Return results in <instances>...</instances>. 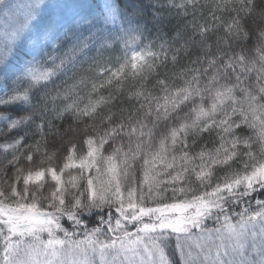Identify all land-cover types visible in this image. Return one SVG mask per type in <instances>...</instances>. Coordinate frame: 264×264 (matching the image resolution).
Here are the masks:
<instances>
[{"label":"snow or ice","instance_id":"6c2138e0","mask_svg":"<svg viewBox=\"0 0 264 264\" xmlns=\"http://www.w3.org/2000/svg\"><path fill=\"white\" fill-rule=\"evenodd\" d=\"M0 124V264H264V0H0Z\"/></svg>","mask_w":264,"mask_h":264},{"label":"trees","instance_id":"16d2710c","mask_svg":"<svg viewBox=\"0 0 264 264\" xmlns=\"http://www.w3.org/2000/svg\"><path fill=\"white\" fill-rule=\"evenodd\" d=\"M207 10H205L206 12ZM177 21L176 20H173L172 21V24H176ZM180 24H183V21H179ZM222 35V33H221ZM210 39L211 41L214 43L215 42V39H216V36L215 35H212L210 36ZM213 51H215V47H213ZM197 54V49L195 47H193L190 51V53L185 56L184 54H181L180 56V59H179V63L177 64V66L175 68L172 67L171 63H169L168 65V68H167V73H168V76L171 77L172 73L179 70L180 68L184 67L185 65L188 64V62L191 60V59H194L195 56ZM159 71L161 72V74H163L165 72V69L164 68H161L159 69ZM154 79L155 77L153 76L152 78L149 79L148 81V84L149 86L151 87L152 84L154 83ZM177 84L181 83L180 80H176L175 81ZM133 83L132 81H128L125 83V86H124V89L123 91L119 94V98L118 100L115 102V108L114 110L116 111H119V109L123 108L125 110H130L131 107L133 106V104L135 103V101H130L128 98H127V93L129 90H132L133 88ZM124 115L127 114V111H125L124 113H122ZM57 123H59L57 121ZM3 125L0 124V127H2ZM67 127V124H62L61 125V131L63 132L64 128ZM14 134V133H13ZM69 136H71L72 134L69 133L68 134ZM82 136V133L79 135V136H76L75 138L77 139V141L80 139V137ZM68 137L65 136V139H67ZM5 139L4 136H0V142H2L3 140ZM191 140V138H190ZM205 143H208V146L211 147V137L208 135V134H204L203 137H201L198 141H197V144L195 145V147L192 149L193 151H198L199 148L205 144ZM49 151L51 152L54 148L55 149H59V151H57V155H56V158L52 161V163L58 165V166H62V163H63V153L65 152L66 150V146L65 148H61L60 147V141H55L54 143H50L49 144Z\"/></svg>","mask_w":264,"mask_h":264},{"label":"rangeland","instance_id":"374dc122","mask_svg":"<svg viewBox=\"0 0 264 264\" xmlns=\"http://www.w3.org/2000/svg\"><path fill=\"white\" fill-rule=\"evenodd\" d=\"M15 2H16V3H21V4H23V3H26L27 0H15Z\"/></svg>","mask_w":264,"mask_h":264}]
</instances>
